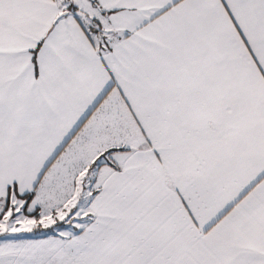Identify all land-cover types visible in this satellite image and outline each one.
<instances>
[{
  "label": "snow or ice",
  "instance_id": "6c2138e0",
  "mask_svg": "<svg viewBox=\"0 0 264 264\" xmlns=\"http://www.w3.org/2000/svg\"><path fill=\"white\" fill-rule=\"evenodd\" d=\"M0 264H264V0H0Z\"/></svg>",
  "mask_w": 264,
  "mask_h": 264
}]
</instances>
